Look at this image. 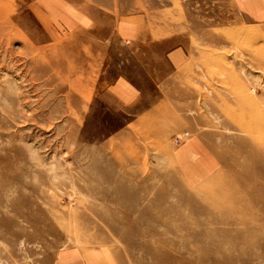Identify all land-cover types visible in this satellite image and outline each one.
<instances>
[{
  "label": "rangeland",
  "instance_id": "rangeland-1",
  "mask_svg": "<svg viewBox=\"0 0 264 264\" xmlns=\"http://www.w3.org/2000/svg\"><path fill=\"white\" fill-rule=\"evenodd\" d=\"M253 1L0 0V264L104 244L122 264H264ZM131 19L153 39L120 38ZM158 38L185 45L182 68L151 63ZM118 75L140 91L124 105ZM194 137L218 167L189 186L174 153Z\"/></svg>",
  "mask_w": 264,
  "mask_h": 264
},
{
  "label": "crops",
  "instance_id": "crops-1",
  "mask_svg": "<svg viewBox=\"0 0 264 264\" xmlns=\"http://www.w3.org/2000/svg\"><path fill=\"white\" fill-rule=\"evenodd\" d=\"M242 12L253 14L257 11L260 14V6L253 0H238L236 3ZM141 24L131 19V22H122L119 28V37L125 40L132 41L136 44L143 38H151L152 32L147 31V34L143 33ZM179 38H175L172 41H167L164 38L155 40L153 43L156 50H151L150 47H144L147 49L146 54L160 55L165 61V64L170 70H179L185 63L187 53L185 45L180 44ZM139 44V42H138ZM174 44L176 46H174ZM173 46V47H171ZM136 50V49H135ZM138 51L140 48L138 47ZM151 63L155 62V58L150 59ZM109 93L115 98V100L124 105L129 103L139 95V90L136 89V84L128 80L125 75H118L109 87ZM174 158L176 165L179 169L180 177L186 185H197L205 176L213 173L217 167L218 162L215 156H212L201 138L194 137L187 142L180 144L175 149ZM47 264H122L115 249L109 245H98L82 247L78 245H67L58 248L54 254L48 259Z\"/></svg>",
  "mask_w": 264,
  "mask_h": 264
},
{
  "label": "bare ground",
  "instance_id": "bare-ground-1",
  "mask_svg": "<svg viewBox=\"0 0 264 264\" xmlns=\"http://www.w3.org/2000/svg\"><path fill=\"white\" fill-rule=\"evenodd\" d=\"M52 165V164H51Z\"/></svg>",
  "mask_w": 264,
  "mask_h": 264
}]
</instances>
